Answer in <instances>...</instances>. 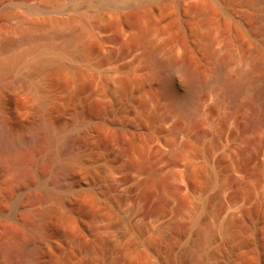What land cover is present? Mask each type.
<instances>
[{
  "label": "rangeland",
  "instance_id": "374dc122",
  "mask_svg": "<svg viewBox=\"0 0 264 264\" xmlns=\"http://www.w3.org/2000/svg\"><path fill=\"white\" fill-rule=\"evenodd\" d=\"M33 45L0 74V264H264V0H0V58Z\"/></svg>",
  "mask_w": 264,
  "mask_h": 264
},
{
  "label": "bare ground",
  "instance_id": "6f19581e",
  "mask_svg": "<svg viewBox=\"0 0 264 264\" xmlns=\"http://www.w3.org/2000/svg\"><path fill=\"white\" fill-rule=\"evenodd\" d=\"M47 20L49 21V19H47ZM70 21H72V20H70V19L65 20V22H67V23L69 22V24L71 23ZM30 23L33 24L32 22H30ZM63 24H65V23H63ZM37 25H39V24H37ZM24 29H23V31H24ZM82 29L84 31L86 29H88L84 23L82 25ZM25 31H26V29H25ZM26 32H28V31H26ZM29 34L30 33H27L26 35L23 34L24 37H22L21 39L23 41L25 39L31 40V37ZM69 40H71L73 42V38L69 39ZM4 41H5V43H3V44L5 45L6 48L9 46H12L18 42L16 40L10 38L9 36ZM30 45H31V43H30ZM37 45H39V44H37ZM37 45L31 46V48H28L27 50H22V51L13 53L6 58H0V74L2 75L6 72H9V71L25 64L31 56H33L34 54H36L39 51V47ZM57 68H59V67H57ZM164 85H165V88H166L168 94L174 96L177 99V101L182 102V104L183 103L187 104L189 102L194 101L196 96H197L198 89L200 87L199 83L197 81L196 74L191 70V68L187 65V63H185L183 61H180V62L175 63V64H171L168 67V73L166 74ZM263 86H264V84H263ZM16 140H17V136L13 133L11 126L8 123H4V122L0 121V150L5 151V152L6 151L11 152L13 147L15 146Z\"/></svg>",
  "mask_w": 264,
  "mask_h": 264
}]
</instances>
